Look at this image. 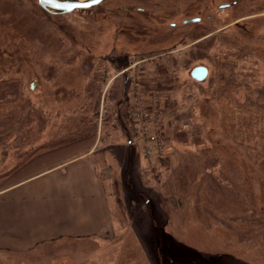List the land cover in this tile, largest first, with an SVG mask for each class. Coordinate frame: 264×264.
Masks as SVG:
<instances>
[{"label": "rangeland", "instance_id": "obj_1", "mask_svg": "<svg viewBox=\"0 0 264 264\" xmlns=\"http://www.w3.org/2000/svg\"><path fill=\"white\" fill-rule=\"evenodd\" d=\"M124 71L133 89L117 105ZM162 71L153 93L137 83ZM158 96L155 124L128 123L127 107ZM156 139L162 157L145 153ZM47 149L13 182L92 155L112 227L0 264H264V0H104L65 15L0 0V175Z\"/></svg>", "mask_w": 264, "mask_h": 264}, {"label": "crops", "instance_id": "obj_2", "mask_svg": "<svg viewBox=\"0 0 264 264\" xmlns=\"http://www.w3.org/2000/svg\"><path fill=\"white\" fill-rule=\"evenodd\" d=\"M111 200L92 155L0 190V252L62 239H96L112 227Z\"/></svg>", "mask_w": 264, "mask_h": 264}, {"label": "trees", "instance_id": "obj_3", "mask_svg": "<svg viewBox=\"0 0 264 264\" xmlns=\"http://www.w3.org/2000/svg\"><path fill=\"white\" fill-rule=\"evenodd\" d=\"M126 56H121L118 57V67L123 68V66L127 65L126 62ZM163 75H161L159 72H156L157 74H155L154 76H152V79H144V78H139L138 79V84L145 86L146 88L148 87L149 89L152 90V93L157 91L158 87H161L165 84L166 81H169L168 79H170V76L166 75L167 71H162ZM127 72H123L122 74V80L119 86L118 92L114 93L113 95V100L115 101V103L117 105H121V104H128L129 103V97L131 94V87H132V83L130 82V75L126 74ZM161 77H163V81L161 82L160 79ZM167 83V82H166ZM147 84V85H146ZM150 85V86H149ZM150 90V91H151ZM120 94L123 99V102H120L118 99L115 98L116 95ZM119 98V97H118ZM127 98V99H126ZM129 108H126V111L124 113V117L125 119L128 121V123H130V125H134L129 117ZM119 121L120 118L118 117ZM120 124L122 125V123L120 122ZM135 126V125H134ZM53 152V149H47L46 151H43L41 153H38V150L35 151H30L29 153H25L23 156L20 157V159L22 160L20 163H18L12 170L3 173L2 175H0V190H2L5 187L14 185L16 183L21 182L22 180H15L17 178V176H19V174H21L22 172H24L26 167H29V165H31L34 162H37L38 160H41L44 156L49 155L50 153ZM13 184H12V183ZM9 183H11L10 185H8Z\"/></svg>", "mask_w": 264, "mask_h": 264}, {"label": "water", "instance_id": "obj_4", "mask_svg": "<svg viewBox=\"0 0 264 264\" xmlns=\"http://www.w3.org/2000/svg\"><path fill=\"white\" fill-rule=\"evenodd\" d=\"M104 0H36L38 6L49 15H65L74 11H83L99 5ZM229 4L220 5V8H226ZM207 75V70L203 66H197L191 70L190 76L201 81Z\"/></svg>", "mask_w": 264, "mask_h": 264}, {"label": "built area", "instance_id": "obj_5", "mask_svg": "<svg viewBox=\"0 0 264 264\" xmlns=\"http://www.w3.org/2000/svg\"><path fill=\"white\" fill-rule=\"evenodd\" d=\"M133 99V98H132ZM139 100V99H138ZM134 102V100H132ZM164 98L158 96L153 102L144 99V101L139 100L135 103V107L130 110V117L141 124H155L156 120L160 118V112L163 110ZM145 153L147 155H155L157 157H162L163 154L167 153V148L159 140H154L153 143L146 146Z\"/></svg>", "mask_w": 264, "mask_h": 264}, {"label": "flooded vegetation", "instance_id": "obj_6", "mask_svg": "<svg viewBox=\"0 0 264 264\" xmlns=\"http://www.w3.org/2000/svg\"><path fill=\"white\" fill-rule=\"evenodd\" d=\"M104 2V1H103ZM103 2H101L100 4H102ZM98 6V5H97ZM96 7V6H95ZM92 8H94V7H92ZM91 9V8H90ZM191 21H196V19H192Z\"/></svg>", "mask_w": 264, "mask_h": 264}, {"label": "snow or ice", "instance_id": "obj_7", "mask_svg": "<svg viewBox=\"0 0 264 264\" xmlns=\"http://www.w3.org/2000/svg\"><path fill=\"white\" fill-rule=\"evenodd\" d=\"M94 2H98V0H94Z\"/></svg>", "mask_w": 264, "mask_h": 264}]
</instances>
